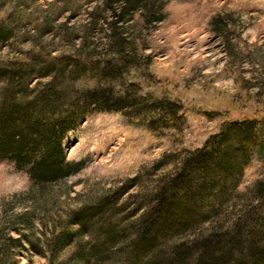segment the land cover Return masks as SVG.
<instances>
[{
	"label": "trees",
	"instance_id": "trees-1",
	"mask_svg": "<svg viewBox=\"0 0 264 264\" xmlns=\"http://www.w3.org/2000/svg\"><path fill=\"white\" fill-rule=\"evenodd\" d=\"M165 7L166 0H100L90 13L91 26L107 23L102 28L105 41L90 64L81 60L82 54L51 61L36 56L33 66L0 63V82L6 86L0 89V160L26 172L30 183L26 192L1 201L0 264H20L21 251L48 254L49 264L111 259L135 264H264V215L255 219L249 214L245 221L247 209L244 213L239 205L230 213L227 205L242 198L236 183L252 159V123H225L201 148L189 152L174 172L160 177L145 200L146 212L134 222L118 217L117 204L139 187V178L116 194L60 211L62 196L73 192L69 178L81 170L80 164L66 161L63 142L85 116L134 107L138 119L153 131L179 122L174 107L164 101L145 111L149 94L134 79L138 71L147 73L149 58L143 63L136 58L122 29L137 16L147 25H157L165 18ZM45 78L46 82L30 87L33 80ZM167 158L152 170L159 172ZM248 195L249 204L263 199L264 183ZM18 206L25 210L18 213ZM221 215L223 219L210 223ZM45 216L54 219L43 224ZM39 221L50 230L49 236L37 229Z\"/></svg>",
	"mask_w": 264,
	"mask_h": 264
},
{
	"label": "rangeland",
	"instance_id": "rangeland-1",
	"mask_svg": "<svg viewBox=\"0 0 264 264\" xmlns=\"http://www.w3.org/2000/svg\"><path fill=\"white\" fill-rule=\"evenodd\" d=\"M91 1L0 0V63L33 66L36 56L51 61L79 54L87 64L95 62L107 23L92 29L90 13L100 0ZM164 11L165 18L155 26L137 16L122 29L136 58L141 63L149 58L147 73L138 71L134 79L149 94L145 111L164 101L167 107H174L179 122L153 131L138 119L134 107L85 116L63 142L66 161L80 164L81 170L69 178L73 192L62 196L60 211L116 194L139 178V187L117 204L118 217L134 222L146 212L145 200L160 177L174 172L189 152L201 148L225 123H252V159L236 183V193L242 198L235 197L227 205L230 213L240 205L244 213L249 212L245 219L249 214L257 219L264 215V198L252 200L253 204L245 200L251 201L250 191L264 183V0H166ZM82 45L84 50L78 53ZM47 80H33L30 87ZM4 87L0 82V89ZM166 155L164 168L154 172V165ZM29 184L26 172L0 160V204L26 192ZM24 210L25 206L16 208L18 213ZM52 219L45 216L41 221L48 224ZM221 219L222 215L211 218L210 223ZM36 227L49 236L50 230L43 229L40 221ZM193 233L188 235L193 237ZM48 258V254L42 257L21 251L17 260L20 264H49ZM95 264L135 263L111 259Z\"/></svg>",
	"mask_w": 264,
	"mask_h": 264
}]
</instances>
